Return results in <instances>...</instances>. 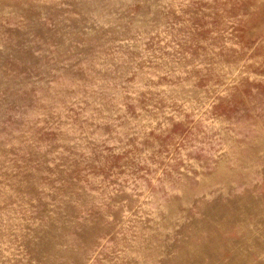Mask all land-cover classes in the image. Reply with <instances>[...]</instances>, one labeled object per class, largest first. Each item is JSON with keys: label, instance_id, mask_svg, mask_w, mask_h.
<instances>
[{"label": "rangeland", "instance_id": "1", "mask_svg": "<svg viewBox=\"0 0 264 264\" xmlns=\"http://www.w3.org/2000/svg\"><path fill=\"white\" fill-rule=\"evenodd\" d=\"M0 264H264V0H0Z\"/></svg>", "mask_w": 264, "mask_h": 264}]
</instances>
